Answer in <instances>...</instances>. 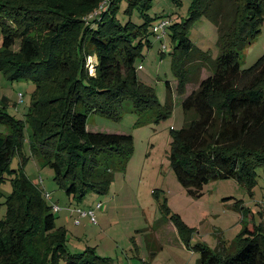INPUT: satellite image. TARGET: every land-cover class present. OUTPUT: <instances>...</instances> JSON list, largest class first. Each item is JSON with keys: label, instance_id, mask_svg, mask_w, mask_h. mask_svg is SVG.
I'll return each instance as SVG.
<instances>
[{"label": "trees", "instance_id": "trees-1", "mask_svg": "<svg viewBox=\"0 0 264 264\" xmlns=\"http://www.w3.org/2000/svg\"><path fill=\"white\" fill-rule=\"evenodd\" d=\"M152 7L153 0H0V72L37 86L28 118L31 154L53 169L60 189L77 201L90 192L106 193L114 172L126 169L134 151L131 134L89 132L90 114L118 120L128 103L138 113V125L172 114L169 83L161 104L154 88L137 77L136 61L151 47L149 37L161 22L149 15ZM97 8L95 16L83 19ZM202 17L219 30L216 59L190 39L191 27ZM163 21L165 31L170 28L180 96L187 92L191 71L211 70L182 101L185 123L171 130V168L192 198H200L210 182L226 179L252 193L258 171H264V55L242 70L240 51L261 32L264 0H192L180 23ZM16 41L18 52L12 50ZM89 57L95 58L93 75ZM0 123L12 125L10 134H0L1 184L4 171L15 172L9 163L21 151L24 125L5 111ZM12 182L0 221V264H112L93 248L72 254L67 230L56 224L42 192L24 174ZM153 194L159 198L158 190ZM160 205L183 245L200 254L199 264H264V224L248 222L235 251L227 252L221 243L214 252L201 243L191 246L193 229L166 199ZM233 208L249 216L242 201L235 200Z\"/></svg>", "mask_w": 264, "mask_h": 264}, {"label": "rangeland", "instance_id": "rangeland-1", "mask_svg": "<svg viewBox=\"0 0 264 264\" xmlns=\"http://www.w3.org/2000/svg\"><path fill=\"white\" fill-rule=\"evenodd\" d=\"M191 2L153 0L149 15L155 18L154 23L163 19H168L172 24L180 23L187 17ZM98 10L85 15L83 19L89 20ZM133 20L138 24L143 23L137 16ZM160 34L161 40L157 38ZM149 39L151 47H145L144 56L136 61L137 77L154 88L161 104L166 102L169 83L172 89V114L159 122L151 119L139 125L138 113L131 111L129 103L123 106L122 117L118 120L90 114L87 129L91 132L131 134L134 151L126 169L114 172L106 193L90 192L78 201L60 189L54 180L53 169L48 165L43 166L31 154L28 118L32 101L37 97L36 84L29 80L12 81L0 72V111H5L15 121L21 120L24 125L21 151H16L9 163V170L15 172H3L5 179L0 184V221L6 214L5 202L13 192L12 180L24 174L42 192L48 205L54 203L60 207L53 214L56 224L67 230L66 244L70 252L77 254L93 248L101 256L110 258L112 264H199L200 254L183 245L173 224L162 214L160 204L165 199L169 208L193 229L191 246L201 243L214 252L221 250V243L226 245L227 252L235 251L238 238L248 222L264 224L263 170L258 171L257 185L252 193L237 181L226 179L210 182L204 186L200 198H192L178 181L168 159L171 130L184 126L182 101L198 89L211 70L192 69L187 92L180 96L172 65L170 28L164 33L150 35ZM190 39L196 47L209 52L212 59L218 57L219 30L207 17L193 24ZM2 40L0 29V51ZM19 47L20 41H16L12 50L18 52ZM263 55L264 24L259 36L240 51L242 70L251 68ZM91 60L87 59L88 68ZM92 71L89 69L93 75ZM11 131L12 125L0 123V134L8 135ZM154 190L159 191V198L153 194ZM45 192L50 194V199L45 198ZM235 200L242 201L249 216L245 218L233 208ZM98 204H101L100 209L96 208ZM73 207L95 209L96 223L89 218L85 220L72 215L70 209ZM76 219L80 221L79 224H76Z\"/></svg>", "mask_w": 264, "mask_h": 264}, {"label": "built area", "instance_id": "built-area-1", "mask_svg": "<svg viewBox=\"0 0 264 264\" xmlns=\"http://www.w3.org/2000/svg\"><path fill=\"white\" fill-rule=\"evenodd\" d=\"M168 25V22L167 21H161L156 27H155V31L157 33H164L165 32V29H166V26ZM157 38L158 39H162V35H157ZM91 60V62H89V69L91 71V69H93V73H94V70H95V67H94V63H95V60L92 58V57H89ZM44 196L46 199H50V194L45 192L44 193ZM51 208H52V211L53 212H58L60 210V207L58 206V204H52L51 205ZM97 209H100L101 208V204H98ZM70 212L72 215H78L79 217H82V218H89L91 220V222L93 223H96V215H95V209H89V210H85V209H82V208H79V207H73V209H70ZM80 221L78 219H76V224H79Z\"/></svg>", "mask_w": 264, "mask_h": 264}, {"label": "crops", "instance_id": "crops-1", "mask_svg": "<svg viewBox=\"0 0 264 264\" xmlns=\"http://www.w3.org/2000/svg\"><path fill=\"white\" fill-rule=\"evenodd\" d=\"M89 132H91L89 129H87ZM85 220L87 219V218H84ZM176 230V229H175ZM98 254V253H97ZM108 254V253H107ZM100 255V254H99ZM109 255V254H108ZM101 256V255H100ZM102 257H107V256H102Z\"/></svg>", "mask_w": 264, "mask_h": 264}]
</instances>
